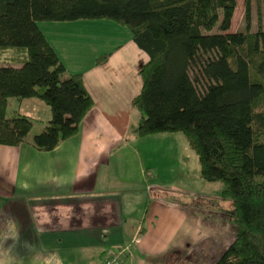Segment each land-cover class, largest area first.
Here are the masks:
<instances>
[{"label":"trees","instance_id":"obj_1","mask_svg":"<svg viewBox=\"0 0 264 264\" xmlns=\"http://www.w3.org/2000/svg\"><path fill=\"white\" fill-rule=\"evenodd\" d=\"M252 1L243 0L247 29L229 31L237 0H0V57L18 53L0 65V145L23 144L33 126L19 111L6 114L10 98L50 107L32 139L39 151L75 135L94 105L38 22L112 20L148 55L131 103L134 135L182 133L200 178L231 202L235 237L214 264H264V25L250 30Z\"/></svg>","mask_w":264,"mask_h":264},{"label":"crops","instance_id":"obj_2","mask_svg":"<svg viewBox=\"0 0 264 264\" xmlns=\"http://www.w3.org/2000/svg\"><path fill=\"white\" fill-rule=\"evenodd\" d=\"M99 52L86 66L66 67L82 73L94 101L75 135L52 151L37 150L29 133L21 145H0V264H102L109 251L124 250L125 258L131 249L121 264H148L140 252L160 253L163 236L167 243L185 223L174 206L159 203V172L133 142L144 138L134 135L140 114L131 103L148 55L130 37ZM16 53L2 55L0 65ZM29 100L16 99L15 110L33 118L40 105ZM147 168L154 173L147 176Z\"/></svg>","mask_w":264,"mask_h":264},{"label":"rangeland","instance_id":"obj_3","mask_svg":"<svg viewBox=\"0 0 264 264\" xmlns=\"http://www.w3.org/2000/svg\"><path fill=\"white\" fill-rule=\"evenodd\" d=\"M251 6L250 30L255 31L259 22L264 25V0L252 1ZM38 25L67 68L86 66L98 55L97 51L103 53L111 50L130 37L126 27L105 18L64 22L40 21ZM246 29L243 0H237L229 31ZM216 31L217 24L212 32ZM29 101H36L32 103L40 105L32 112L33 128L29 137L33 139L35 134L45 128L51 111L43 101ZM16 107V98H10L6 114L12 115ZM136 141H139L136 145L138 155L144 161L152 162L159 172L158 182L164 189L162 196L158 198L159 203L163 202L165 207L170 203L186 218L184 225L178 226L172 240L165 243L167 238L163 236V251L153 252L151 247L150 252L145 253L142 250L141 256L146 254L144 259L148 264H214L235 237V227L230 218L231 202L220 198V184L200 178L197 156L182 133L166 132L137 138L133 141L134 145ZM146 172L147 176L154 173L150 168H147ZM124 174L117 176L124 179ZM153 203L154 200L150 202V207ZM195 232L196 239H190L189 242L187 234H192V238ZM205 233L210 237L203 239ZM130 252V256L123 258L120 264L133 257L132 249Z\"/></svg>","mask_w":264,"mask_h":264},{"label":"built area","instance_id":"obj_4","mask_svg":"<svg viewBox=\"0 0 264 264\" xmlns=\"http://www.w3.org/2000/svg\"><path fill=\"white\" fill-rule=\"evenodd\" d=\"M125 256L124 250L109 251L107 257L104 258L102 264H120Z\"/></svg>","mask_w":264,"mask_h":264}]
</instances>
